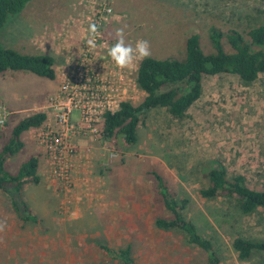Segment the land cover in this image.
I'll return each instance as SVG.
<instances>
[{
  "label": "rangeland",
  "instance_id": "obj_1",
  "mask_svg": "<svg viewBox=\"0 0 264 264\" xmlns=\"http://www.w3.org/2000/svg\"><path fill=\"white\" fill-rule=\"evenodd\" d=\"M105 4L114 12L103 29L109 46L117 41L116 30L124 28L128 43L147 40L151 57L161 60H184L186 40L193 35L211 52L212 27L237 30L248 41V32L264 25V0H33L0 30V45L54 56L57 78L26 71L0 74V105L10 113L0 128V151L18 122L42 112L57 92L62 72L82 47L88 21L98 19ZM131 77L137 79V72ZM203 84L201 99L184 118L155 109L140 125L137 144L128 145L120 135L109 140L114 159H104L95 142L90 162L74 175L70 188L52 179L46 162L41 183L26 185L22 196L0 191V264H121L101 245L131 246L138 264H208L206 254L181 233L155 226L157 218L172 217L166 198L187 201L184 216L212 240L222 264H258L260 253L241 261L232 244L238 237L264 241V209L245 215L235 200L206 199L201 191L208 185L204 172L217 162L230 179L243 175L251 188L264 190V75L251 84L231 74L206 76ZM126 97L138 105L145 94L130 86ZM31 131L23 135L24 150L6 165L11 174L34 155L42 169L44 153ZM87 144L90 140L79 141L83 150ZM11 198L26 202L41 223L21 222Z\"/></svg>",
  "mask_w": 264,
  "mask_h": 264
},
{
  "label": "trees",
  "instance_id": "obj_2",
  "mask_svg": "<svg viewBox=\"0 0 264 264\" xmlns=\"http://www.w3.org/2000/svg\"><path fill=\"white\" fill-rule=\"evenodd\" d=\"M33 0H0V30L10 17L22 13ZM249 40L237 30L227 33L217 27L210 29L212 51L206 53L200 36L193 35L186 40V58L184 60L156 59L150 57L140 62L137 72L138 87L144 92L143 101L134 105L123 102L118 110L104 115L103 135L112 140L120 135L128 145L138 142L140 125L155 109H166L175 119L185 117L191 107L198 102L204 89L206 76L231 74L238 76L246 84L254 83L264 75V25L252 28L248 32ZM57 60L51 55H26L14 49L0 45V74L8 71H26L38 77L55 80ZM44 113H34L18 122L13 128L9 141L0 151V191L5 195L12 192L23 195L26 185H39V156H32L19 169L17 174L7 171L9 159L21 153L25 148L23 135L40 128L46 121ZM160 188L166 184L159 174H155ZM208 185L201 191L206 199L226 197L236 201L245 215H251L258 209H264V190H256L248 185L243 175L230 179L226 167L217 162L204 172ZM18 219L23 223L40 224L41 219L34 214L24 201L11 198ZM166 209L171 218H157L155 226L162 231L181 233L188 245L195 246L207 256L208 264H222V258L211 239L205 237L197 224L187 219L183 211L187 201L182 203L174 198H166ZM232 247L239 260L246 261L256 252L261 254L264 264V241L238 237ZM101 250L111 259L121 264H138L133 256L132 247L115 249L101 245Z\"/></svg>",
  "mask_w": 264,
  "mask_h": 264
},
{
  "label": "built area",
  "instance_id": "obj_3",
  "mask_svg": "<svg viewBox=\"0 0 264 264\" xmlns=\"http://www.w3.org/2000/svg\"><path fill=\"white\" fill-rule=\"evenodd\" d=\"M113 16V8L105 4L99 18L88 21L80 51L73 54V64L62 72L59 89L39 112L46 114V121L31 131L46 157L49 174L60 187L70 188L74 175L90 162V156L96 150L95 142L100 145L104 159L117 157L115 149L108 145L109 140L103 135L104 115L118 110L121 103L128 101L126 96L130 86L138 87L137 79L131 75L138 72L139 65L136 63L131 69L121 70L111 59V47L103 29ZM71 23L76 24L75 20ZM92 24L99 29L95 49L87 44ZM64 31L62 29L57 40L62 39ZM9 115L8 110L0 105V128L6 125ZM81 139L91 142L85 150L79 146Z\"/></svg>",
  "mask_w": 264,
  "mask_h": 264
},
{
  "label": "clouds",
  "instance_id": "obj_4",
  "mask_svg": "<svg viewBox=\"0 0 264 264\" xmlns=\"http://www.w3.org/2000/svg\"><path fill=\"white\" fill-rule=\"evenodd\" d=\"M98 31L97 25L92 24L89 26L90 38L87 44L91 49L96 48L95 38ZM115 35L117 41L110 48L109 55L116 66L121 70L131 69L136 65L137 61H142L151 57V46L147 40H138L135 46L131 45L126 41L124 28L117 29Z\"/></svg>",
  "mask_w": 264,
  "mask_h": 264
},
{
  "label": "crops",
  "instance_id": "obj_5",
  "mask_svg": "<svg viewBox=\"0 0 264 264\" xmlns=\"http://www.w3.org/2000/svg\"><path fill=\"white\" fill-rule=\"evenodd\" d=\"M35 55H49L48 53H40V52H36V54ZM56 89V88H55ZM55 89H54V91H55ZM38 149V148H37ZM37 149H36V151H37ZM38 151H39V149H38ZM43 158H44V163H43V166H42V169L40 170V164H39V170H38V172H39V175H40V177H41V180H42V177H43V174L45 175V164H46V161H45V156L43 155ZM9 160H11V159H9ZM8 160V161H9ZM8 163V162H7Z\"/></svg>",
  "mask_w": 264,
  "mask_h": 264
}]
</instances>
